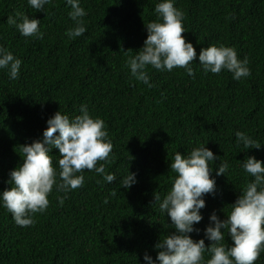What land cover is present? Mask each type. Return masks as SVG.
Returning a JSON list of instances; mask_svg holds the SVG:
<instances>
[{
	"label": "trees",
	"instance_id": "trees-1",
	"mask_svg": "<svg viewBox=\"0 0 264 264\" xmlns=\"http://www.w3.org/2000/svg\"><path fill=\"white\" fill-rule=\"evenodd\" d=\"M159 2L80 0L87 31L71 39L65 35L74 26L66 0H52L44 12L27 0H0V45L22 61L16 80L0 69V191L10 187L9 172L22 163L20 146L42 139L57 111L71 119L82 104L106 123L113 144L106 173L117 177L107 183L85 170L84 185L66 196L54 186L47 210L28 227L0 206V264H146L145 253L155 260V244L174 231L155 195L162 200L172 187L174 154L199 145L220 157L210 165L216 190L204 197L203 220L195 225L201 231L190 234L210 246L203 231L209 216L215 211L225 219L253 179L241 163L248 156L264 161V0H176L184 12L182 35L197 52L195 76L148 66V87L131 76L126 61L143 47L145 23L157 19ZM18 12L40 20L43 39L24 37L7 23ZM210 45L234 47L238 59L248 58L251 75L235 80L227 70L206 74L198 56ZM236 131L261 148L238 145ZM50 154L59 171V150ZM225 160L229 171L217 176ZM128 171L137 174V183L125 189L120 180ZM59 197H65L63 205ZM255 264H264V252Z\"/></svg>",
	"mask_w": 264,
	"mask_h": 264
},
{
	"label": "clouds",
	"instance_id": "clouds-1",
	"mask_svg": "<svg viewBox=\"0 0 264 264\" xmlns=\"http://www.w3.org/2000/svg\"><path fill=\"white\" fill-rule=\"evenodd\" d=\"M37 12H44L52 0H27ZM71 6L68 13L74 26L65 35L71 39L81 37L87 31L84 17L87 12L80 0H66ZM176 0H161L155 5L157 19L145 23L147 38L143 47L126 61L131 76L148 87L153 85L147 72L148 66L158 71L171 72L183 68L194 77L192 62L197 59L193 44L182 33L184 12L175 6ZM24 37L43 39L40 20L18 12L7 19ZM127 53V52H126ZM199 65L207 73L219 74L227 70L233 79L251 75L249 60L238 59L237 50L225 45H210L202 48L198 56ZM22 61L0 45V69H6L8 78H19ZM80 115L71 118L57 111L46 123L43 138L20 146L22 163L9 172L7 183L10 187L0 191V206L6 208L18 226L28 227L35 223L34 216L43 213L49 206L48 196L55 186L58 192L69 193L84 185L83 172L94 171L103 180L111 183L117 177L106 173L105 164L111 159L113 144L105 121L90 115L86 105L80 106ZM58 133V135H55ZM236 141L245 149H260L261 144L242 131H236ZM59 150L58 167L54 166L51 150ZM220 160L206 145L194 147L189 154L177 151L169 165L175 178L172 187L159 202V211L170 217L174 231L155 244L158 250L156 259L145 253L146 264H255L264 252V161L248 156L241 167L251 176L240 191L235 202L230 205L225 219L221 220L215 211L209 216L204 237L194 240L190 234H199L195 227L203 220L201 209L205 208V195L214 194L216 180L212 176L213 162ZM98 162H104L99 163ZM229 163L220 161L215 174L225 175ZM137 174L129 172L120 180L125 189L137 183ZM115 195V192L112 193ZM65 197H59L63 205ZM225 232L231 237V246L225 243ZM205 253L210 258L205 260Z\"/></svg>",
	"mask_w": 264,
	"mask_h": 264
}]
</instances>
